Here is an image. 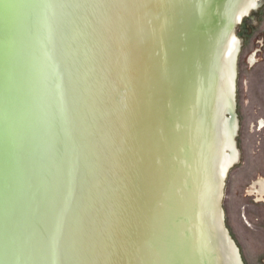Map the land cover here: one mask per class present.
Returning <instances> with one entry per match:
<instances>
[{
    "label": "water",
    "instance_id": "obj_1",
    "mask_svg": "<svg viewBox=\"0 0 264 264\" xmlns=\"http://www.w3.org/2000/svg\"><path fill=\"white\" fill-rule=\"evenodd\" d=\"M244 1L0 0V264H233L228 235L243 262L220 183Z\"/></svg>",
    "mask_w": 264,
    "mask_h": 264
},
{
    "label": "rangeland",
    "instance_id": "obj_2",
    "mask_svg": "<svg viewBox=\"0 0 264 264\" xmlns=\"http://www.w3.org/2000/svg\"><path fill=\"white\" fill-rule=\"evenodd\" d=\"M241 42L237 61L236 107L239 159L224 181L225 225L244 264H264V198L254 182L264 179V0L236 27Z\"/></svg>",
    "mask_w": 264,
    "mask_h": 264
},
{
    "label": "bare ground",
    "instance_id": "obj_3",
    "mask_svg": "<svg viewBox=\"0 0 264 264\" xmlns=\"http://www.w3.org/2000/svg\"><path fill=\"white\" fill-rule=\"evenodd\" d=\"M258 0H245L235 15L233 30L229 43L225 49L223 73H222V91L225 103V134H224V153H223V169L220 183V213L224 219V212L221 206L224 191V181L227 176L228 169L238 159L239 152L235 146L237 134V117L235 113V94L237 79V61L239 55L240 40L235 35V25H237L243 16L248 12L250 7H255ZM224 222V220H223ZM225 223V222H224ZM225 226V225H224ZM226 229V226H225ZM227 232V229H226ZM228 235V232H227ZM229 249L233 264H243L240 259L238 249L228 235Z\"/></svg>",
    "mask_w": 264,
    "mask_h": 264
},
{
    "label": "flooded vegetation",
    "instance_id": "obj_4",
    "mask_svg": "<svg viewBox=\"0 0 264 264\" xmlns=\"http://www.w3.org/2000/svg\"><path fill=\"white\" fill-rule=\"evenodd\" d=\"M261 0H258V3H257V5L255 6V7H257L258 6V4H259V2H260ZM255 7H250V9L248 10V12L243 16V18L241 19V21L239 22V23H242V21L244 20V18L245 17H247V16H250V14L252 13V10H254L255 9ZM238 23V24H239ZM237 24V25H238ZM237 25H235V33H236V27H237ZM236 35V34H235ZM237 36V35H236ZM240 45H241V42H240V44H239V52H240ZM236 97V96H235ZM258 125H260V128H263L264 127V121H261ZM235 146H236V148H237V144H235ZM237 150H238V148H237ZM238 152H239V150H238ZM238 159H239V155H238ZM238 159L234 162V163H236L237 161H238ZM234 163L232 164V165H234ZM232 165L230 166V168L232 167ZM229 168V169H230ZM229 169H228V171H229ZM228 173V172H227ZM254 187H255V190L254 191H252L253 193H257V195H258V198L259 199H262V198H264V179H260V180H258L257 182H254V185H253Z\"/></svg>",
    "mask_w": 264,
    "mask_h": 264
}]
</instances>
